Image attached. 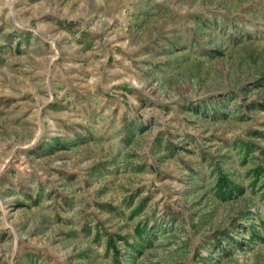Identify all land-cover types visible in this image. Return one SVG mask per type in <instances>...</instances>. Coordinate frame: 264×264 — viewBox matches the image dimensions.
Instances as JSON below:
<instances>
[{"label": "rangeland", "instance_id": "1", "mask_svg": "<svg viewBox=\"0 0 264 264\" xmlns=\"http://www.w3.org/2000/svg\"><path fill=\"white\" fill-rule=\"evenodd\" d=\"M0 264H264V0H0Z\"/></svg>", "mask_w": 264, "mask_h": 264}]
</instances>
